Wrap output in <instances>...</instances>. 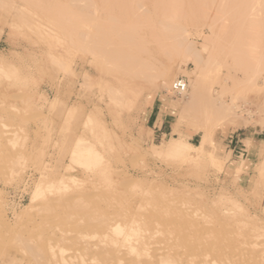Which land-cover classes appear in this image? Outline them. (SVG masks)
<instances>
[{
	"label": "rangeland",
	"instance_id": "obj_1",
	"mask_svg": "<svg viewBox=\"0 0 264 264\" xmlns=\"http://www.w3.org/2000/svg\"><path fill=\"white\" fill-rule=\"evenodd\" d=\"M83 1L0 0V264H66L58 228L86 233L66 247L78 264H264V154L247 146L264 144V1L180 0L174 23L170 0ZM132 20L142 37L114 33ZM164 68L198 83L175 94ZM154 103L167 135L144 122Z\"/></svg>",
	"mask_w": 264,
	"mask_h": 264
},
{
	"label": "bare ground",
	"instance_id": "obj_2",
	"mask_svg": "<svg viewBox=\"0 0 264 264\" xmlns=\"http://www.w3.org/2000/svg\"><path fill=\"white\" fill-rule=\"evenodd\" d=\"M82 1H83V0H82ZM84 1H85V0H84ZM84 1H83V2H84ZM104 1H107V0H104ZM112 1H113V0H112ZM119 1H120V0H119ZM127 1H128V0H127ZM132 1H133V0H132ZM132 1L129 0L128 3H129V2H132ZM136 1H137V0H136ZM136 1H135V2L133 1L134 4L136 3ZM164 1H165V0H164ZM164 1L161 2V5H163L162 3H164ZM171 1H175V0H170V4H171V5H169V6L172 7V6L174 5L172 11H171V8H170V9H167V8H168L167 2H169L168 0H166V1H165L166 4H164V5L167 6L166 8H165V6H159V7H162L161 9H163V10H164V9H167L166 12L160 10V11L163 12L164 19H165L167 22H169V23H174L175 20H177V22H178V18L180 17V16L178 17V15H177L176 13H177L178 8H180V7L182 6V3H179V2H178V1H180V0H177V2H175L176 4H174V2H171ZM203 1H204V0H203ZM210 1H211V0H210ZM217 1H221V0H217ZM227 1H228V0H227ZM227 1H226V2H227ZM229 1H230V0H229ZM231 1H232V0H231ZM233 1H234V0H233ZM242 1H243V0H242ZM247 1H248V0H247ZM247 1H246V2H247ZM251 1H252V3H251L250 1H249V2H250V4H252V5H246V6H248V7H249V6H252V7H253L254 0H251ZM263 1H264V0H262V2H263ZM72 2H73V3H72L73 5L75 4V6H76V3H77V6H78V3L81 2V1L78 2V0H77V1H76V0H75V1L72 0ZM115 2H116L115 4H117V1H115ZM181 2H182V1H181ZM186 2H187V0H186ZM198 2H199V1H198ZM206 2H207V1H206ZM213 2H215V1H212L210 4H213ZM226 2H223L222 4H224V3L227 4ZM234 2H235V1H234ZM234 2H233V3H234ZM240 2H241V1H240ZM240 2L237 1V3H240ZM244 2H245V0H244ZM244 2H242V3L244 4ZM255 2H256V1H255ZM257 2H258V0H257ZM85 3H87V2L85 1ZM121 3H122V2H121ZM172 3H173V5H172ZM178 3H179V4H178ZM200 3L202 4V3H204V2H200ZM220 3H221V2H220ZM231 3H232V2H230V6H231ZM233 3H232V6H231V7L236 6V9H237V6L239 7V5H238L237 3H236V5H233ZM102 4H103V3H102ZM130 4H131V3H130ZM187 4H188V3H187ZM210 4H209V5H210ZM217 4H218V3H217ZM225 4L222 5V8H224ZM245 4H247V3H245ZM258 4H259V3H258ZM262 4H264V3H262ZM79 5H81V6H80V7H81L80 10H81V9H84V8H82V7H85V8H86V5H85L84 3H82V2H81ZM105 5L107 6L106 3H105ZM154 5H155V4H154ZM156 5H157V3H156ZM241 5H242V4H241ZM241 5H240V7H241ZM259 5H261V4H259ZM259 5H257V6H259ZM130 6H131V5H130ZM146 6H148V5H146ZM157 6H158V5H157ZM187 6H188V5H187ZM191 6H192V4L190 5V7H191ZM197 6H199V4H198ZM202 6H203V5H202ZM202 6H201V8H202ZM205 6H206V5H205ZM227 6H228V5H227ZM255 6H256V5L254 4V8H255ZM112 7H113V6H112ZM112 7H111V8H112ZM120 7H122V6H120ZM131 7H132V6H131ZM131 7H130V8H131ZM150 7H151V6H150ZM152 7H153V6H152ZM219 7H220V6H218V8H219ZM231 7H230V8H231ZM259 7H260V6H259ZM78 8H79V6H78ZM78 8H77V9H78ZM102 8H103V7H102ZM117 8H118V7H117ZM148 8H149V6H148ZM192 8H193V7H192ZM201 8H200V9H201ZM203 8H204V7H203ZM210 8H211V6H210ZM234 8H235V7H234ZM246 8H247V7H246ZM250 8H251V7H250ZM256 8H257V7H256ZM256 8H255V9H256ZM180 9H181V8H180ZM231 9H232V14L235 13V12L237 11L236 9H234V11H235V10H236V11L233 12V8H231ZM243 9L246 10L244 7H243ZM247 9H249V8H247ZM259 9H261V8H259ZM259 9H258V10H259ZM146 10H147V9H146ZM154 10H155V9H153V11H154ZM168 10L171 11V12H169ZM263 10H264V9H263ZM82 11H83V10H82ZM148 11H150V9H149ZM148 11H147V12H148ZM160 11H159V12H160ZM256 11H257V10H256ZM135 12H138V10L135 11ZM135 12H134V13H135ZM140 12H141V11H140ZM164 12H165L166 14H164ZM167 12H169V13H167ZM240 12H241V15H242L243 11H240ZM248 12H249V11L247 10V14H248ZM251 12H252V11H251ZM263 12H264V11H263ZM134 13H133V16H134V15L136 16L139 12H138V13H135V14H134ZM148 13H149V12H148ZM151 13H152V12H150V14H151ZM197 13H198V12H197ZM200 13H201V12H200ZM200 13H199V14H200ZM238 13H239V12H238ZM238 13H237V15H238ZM245 13H246V12H245ZM256 13H257V12H256ZM150 14H149V15H150ZM152 14H153V13H152ZM154 14H156V13H154ZM175 14H176L177 17L175 16ZM193 14H194V13H193ZM239 14H240V13H239ZM243 14H244V13H243ZM247 14H246V16H248ZM252 14H253V13H252ZM139 15H140V14H138V17H139ZM144 15H146V13H145ZM144 15L142 16L143 19L146 18V16H147V15H146V16H144ZM233 15H234V14H233ZM244 15H245V14H244ZM150 16H151V15H150ZM153 16H154V15H153ZM160 16H161V14H160ZM249 16H250V13H249ZM251 16H252V15H251ZM251 16H250V17H251ZM138 17H137V19H138ZM156 17H157V16H156ZM161 17H162V16H161ZM161 17H160V18H161ZM252 17H253V16H252ZM254 17H255V16H254ZM154 18H155V16H154ZM160 18H158V19L160 20ZM259 18H260V15H259ZM147 19L150 20V18H148V16H147ZM147 19H146V20H147ZM151 19H152V17H151ZM255 19H256V18H255ZM261 19H262V18H261ZM261 19H259V21H260ZM138 20H139V19H138ZM146 20H145L146 24H147V23H150V22H147ZM162 20H163V19H162ZM162 20H161V22H162ZM129 21H131V19H129ZM133 21H134V20H132V22H131L130 24H129V22H127V23H128V26H127V24H126L125 22L121 24V27H119V25L117 24V26H118L119 28H117V26H115L116 28H115V29L113 28V30H115L116 32H114V31H113V32L116 33L117 36H118V35L126 36V38H133V37L136 38V37H137V39H138V38L142 37V36H143V34H142V33H143L142 28H140V25H139V24H138L139 26H138V25H134V24H133ZM136 21H137V20H136ZM136 21H134V22H136ZM141 21H142V20H141ZM115 22H116V21H115ZM139 22H140V21H139ZM161 22H158V24H163V23H161ZM177 22H176V23H177ZM176 23H175V24H176ZM123 24H125L126 26L124 25V27H123ZM141 24H142V23H141ZM146 24H145V25H146ZM147 25H148V24H147ZM150 25H151V24H150ZM150 25H148V27H150ZM155 25H156V24H155ZM165 25L170 26L171 29L174 30V29H173V26H171L170 24H165ZM159 26H160V25H159ZM178 26H179V25H178ZM180 26H181V25H180ZM146 27H147V26H146ZM120 28H121V29H120ZM184 28H185V27H184ZM118 29H120V30H118ZM148 29H149V28H148ZM152 29H153V28H152ZM175 29H176V28H175ZM117 30H118V31H117ZM182 30H184V29L182 28ZM165 31H166V30H165ZM169 31H170V30H169ZM176 31H177V30H176ZM179 31H180V33H177V32H176L177 35H179V34L181 35L182 32H183V31L181 32V30H179ZM118 32H119V34H118ZM120 32H121V33H120ZM149 32H150V31H149ZM149 32H148V34H149ZM162 32H163V30H162ZM188 32H189V31H187V33H188ZM189 33H190V32H189ZM163 34H164V32H163ZM165 34H166V33H165ZM207 34H208V33H207ZM174 35H175V34H174ZM174 35H173V36H174ZM187 35H188V34H187ZM169 36L173 38L172 35H169ZM206 36H207V35H206ZM202 37H203V36H202ZM202 37H201V38H202ZM208 37H209V36H208ZM172 38H171V39H172ZM122 40H123V41H122ZM141 40H142V39H141ZM120 41H122V42H120ZM120 41H118V44H117L116 46H118V45H121V46H122L123 43H124L125 41H126L125 43L127 44V43H128L129 41H131V40L128 39V41H127V40H125V39L122 38ZM132 41H133V40H132ZM132 41H131V42H132ZM135 41L137 42V40H135ZM139 41H140V39H139ZM115 42H117V41H115ZM119 42L122 43V44H119ZM140 42H141V41H140ZM144 42H145V41H144ZM129 43H130V42H129ZM132 43L135 44L134 41H133ZM141 43H142V42H141ZM130 44H131V43H130ZM133 44H132V45H133ZM138 44H139V43H138ZM138 44L133 45L132 47H136ZM168 45H169V44H168ZM169 46L172 47L171 45H169ZM163 47H165V45H164ZM135 49H137V48H135ZM163 49H164V48H163ZM167 52H168V51H167ZM191 70H192V69H191ZM191 70L188 72V73L190 74V76H189V83H188V80H187V86H189L190 84H196V83H198V80H199L198 77H197V74H196L194 71H191ZM194 70H195V69H194ZM195 71H196V70H195ZM173 76H174V73H173L172 69H170V68L165 69V68H164L163 70H160V71L158 72V74L156 75V78H157V80H156V84H157V85H161V86H163V87H167V86H169V84L171 83V79H172ZM175 79H176V78H175ZM172 82H173V81H172ZM171 84H172V83H171ZM186 91H187V90H186ZM184 93H185V92H184ZM176 143H177V141H176ZM71 158H72V159H69V160H74V161H76V162H78V163H82L81 160H80L78 157L75 158L74 156H71ZM215 158H216V157H215ZM71 163H73V162L71 161ZM74 164H75V162H74ZM65 166H66V165H65ZM71 166H72V165H71ZM77 166H78V165H77ZM66 167H67V166H66ZM69 167H70V166H69ZM69 167H68V168H69ZM65 169H66V168H65ZM65 169H63V170H65ZM260 169L262 170L261 172H263V173H262L263 175H262V174H261V175H262V177L264 178V158L260 161L259 170H260ZM259 173H260V172H259ZM60 174H61V173H60ZM70 177H73V176H70ZM71 179H73V178H71ZM63 185H64V184H63ZM59 187H60V186H59ZM50 197H51V196H50ZM50 197H48V198L50 199ZM32 199H33V198H31V200H32ZM42 200H43V199H42ZM42 200H41V202H42ZM33 201H35V199H34ZM33 201H32V202H33ZM47 201H48V200H47ZM49 201H50V200H49ZM36 202H37V201H36ZM45 202H46V200H45ZM45 202L43 201V203H45ZM43 203L41 204V207H40V208H42ZM28 204H29V203H28ZM48 204L50 205L49 202H48ZM54 207H55V206H54ZM34 208H35V207H34ZM43 208H45V207H43ZM46 208H47V210H49V209H48V208H49L48 206H47ZM46 208H45V210H46ZM62 208H63V207H62ZM75 208H76V207H75ZM64 210H65V209H64ZM80 210H82V209L80 208ZM80 210H79V211H80ZM41 212H42V211H41ZM49 212L52 213V211H49ZM63 212H64V211H63ZM66 213H67V212H66ZM85 213H86V212H85ZM44 214H45V213H44ZM52 214H53V213H52ZM46 215H47V214H46ZM76 215H77V214H76ZM86 215H87V214H86ZM44 216H45V215H44ZM49 216H50V215H49ZM78 216H80V215H78ZM78 216H76V217H78ZM83 216H84V215H83ZM47 217H48V216H47ZM47 217H46V218H47ZM50 217H51V216H50ZM56 217H57V216H56ZM56 217L54 216L53 218L55 219ZM76 217H75V218H76ZM81 217H82V215H81ZM48 218H49V217H48ZM53 218H52V219H53ZM44 219H45V218H44ZM52 219H51V220H52ZM54 219H53V220H54ZM73 219H74V218H73ZM79 219H80V218H79ZM79 219L76 220L75 222H78ZM83 219H85V218H83ZM51 220H48V222L51 221ZM56 220H57V222H58L59 219L56 218ZM60 220H61V219H60ZM68 220H69V219H68ZM81 220H82V218H81ZM69 221H72V220H69ZM83 221H84V220H83ZM85 221H86V220H85ZM85 221H84V223H85V225H86V222H85ZM61 222H62V220H61ZM44 223H45V222H44ZM52 223H53V222H52ZM52 223H50V224H52ZM69 223H70V222H69ZM47 224H49V223H47ZM65 224L67 225L68 223L65 222ZM65 224H64V225H65ZM70 224H71V223H70ZM76 224H78V223H76ZM81 224L84 225V224L82 223V221H81ZM68 225H69V224H68ZM73 225H74V224H73ZM79 225H80V224H79ZM38 227H39V226H38ZM50 227H51V225H50ZM73 227H74V226H73ZM77 227H78V225H77ZM48 228H49V227H48ZM55 228H56V227H54V229H55ZM68 228H69V226H68ZM68 228H67V229H68ZM79 228H80V227H79ZM84 228H85V226H84ZM40 229H41V228H40ZM49 229H50V228H49ZM64 229H66V228H64ZM73 229H74V228H73ZM76 229H77V228H76ZM80 229H81V228H80ZM42 230H44V229H42ZM83 230H84V229H83ZM52 231H53V232H52ZM52 231H49L50 234H51L52 236H56V237L59 236V237H61V238H62V240H61L62 242L59 241V243H61V244H60L59 247L55 250V252H52L51 254L48 253L50 256H52V254L54 253L53 256H52V257L49 256V258H50V259L55 258V259H53V260H56V259H58V260L60 259V260H61V258H62V259L65 258L64 260L67 259V260H66L67 263L70 262L71 264H78L79 262L76 263V261H78L79 258L82 257L81 249H76V250H66V249L70 246V245H69L70 241H71V242L73 241V244H74V240H77V239H78L77 241H79V238L83 239V238H84L83 235L85 236L86 233L84 234V231L81 232V230H78V231H75V230H69V231H66V230H61V229L59 230V228H58V230L55 229V231H54V230H52ZM41 232H43V231H41ZM49 232H48V233H49ZM39 233H40V232H39ZM46 234H47V233H46ZM50 234H49V235H50ZM40 235H41V233H40ZM49 235H45V233H44L43 236H45V237L47 236V239L50 238V240H51L52 237L49 236ZM45 237H41V238H43V240H41L40 236L38 237V239L42 241V242H40V241H39V242L42 243L43 245H44V244H48L49 242L53 241V240H51V241L48 240V241H47V240L45 239ZM82 237H83V238H82ZM44 239H45V240H44ZM66 247H67V248H66ZM79 250H80V251H79ZM84 254H86V253H84ZM84 254H83V255H84ZM112 255H113V254H112ZM44 256H46V255H44ZM114 256H115V255H114ZM84 257H85V256H84ZM84 257H82V259H84ZM45 258L48 260V255H47V257H45ZM85 258H86V257H85ZM79 261H80V260H79ZM81 261H82V260H81ZM97 261H98V260H97ZM83 262H84V261H83ZM67 263H66V264H67ZM70 263H69V264H70ZM94 263H95V260H94ZM80 264H82V262H81ZM92 264H93V263H92ZM96 264H97V263H96Z\"/></svg>",
	"mask_w": 264,
	"mask_h": 264
},
{
	"label": "crops",
	"instance_id": "obj_3",
	"mask_svg": "<svg viewBox=\"0 0 264 264\" xmlns=\"http://www.w3.org/2000/svg\"><path fill=\"white\" fill-rule=\"evenodd\" d=\"M144 122L151 129L154 135H167L168 133H171L172 128L170 125V121L167 119V113H164L162 108L157 107L155 103L146 111V114L144 115ZM254 138V135L238 137L235 140V145H233L232 150H245L246 148H244V146L246 145L244 141H247L249 143L253 141ZM247 146L249 147L251 152H258L261 155L264 154V144L258 148H253L250 146V144H248Z\"/></svg>",
	"mask_w": 264,
	"mask_h": 264
},
{
	"label": "built area",
	"instance_id": "obj_4",
	"mask_svg": "<svg viewBox=\"0 0 264 264\" xmlns=\"http://www.w3.org/2000/svg\"><path fill=\"white\" fill-rule=\"evenodd\" d=\"M171 91L175 94L182 95L187 90V81L183 77H177L173 80L171 87Z\"/></svg>",
	"mask_w": 264,
	"mask_h": 264
}]
</instances>
